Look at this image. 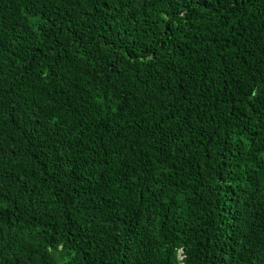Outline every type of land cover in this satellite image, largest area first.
I'll return each instance as SVG.
<instances>
[{"label":"trees","instance_id":"1","mask_svg":"<svg viewBox=\"0 0 264 264\" xmlns=\"http://www.w3.org/2000/svg\"><path fill=\"white\" fill-rule=\"evenodd\" d=\"M0 264H264V0H0Z\"/></svg>","mask_w":264,"mask_h":264}]
</instances>
